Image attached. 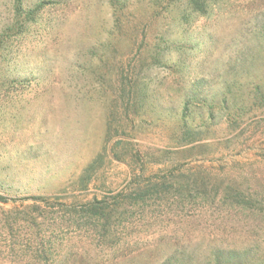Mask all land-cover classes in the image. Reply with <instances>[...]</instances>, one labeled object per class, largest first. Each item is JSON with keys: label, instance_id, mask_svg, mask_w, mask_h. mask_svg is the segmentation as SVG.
Segmentation results:
<instances>
[{"label": "rangeland", "instance_id": "rangeland-1", "mask_svg": "<svg viewBox=\"0 0 264 264\" xmlns=\"http://www.w3.org/2000/svg\"><path fill=\"white\" fill-rule=\"evenodd\" d=\"M195 2L0 0V264H264V0Z\"/></svg>", "mask_w": 264, "mask_h": 264}, {"label": "trees", "instance_id": "trees-1", "mask_svg": "<svg viewBox=\"0 0 264 264\" xmlns=\"http://www.w3.org/2000/svg\"><path fill=\"white\" fill-rule=\"evenodd\" d=\"M196 5H198V0H195ZM196 96H192L189 97L187 100V105L189 106L190 104H192V100L196 99ZM186 135L190 136L191 135V131L190 129H188L186 131ZM175 185H177V183L173 184L171 187L167 186V180L164 179L163 182H158V183H154V184H150L145 186L144 188H140L138 191H136L134 193V195H127L126 199H130V200H134V201H156V200H160L163 199V197H165V195L167 194L169 189H172L175 187ZM196 182H190V180H188V183L182 187V189L180 191H185L188 193V198H192L193 197V192H195V186H196ZM185 189V190H184ZM9 200V198L6 197H2L0 196V203H7ZM102 204V203H101ZM96 209V207H94Z\"/></svg>", "mask_w": 264, "mask_h": 264}]
</instances>
